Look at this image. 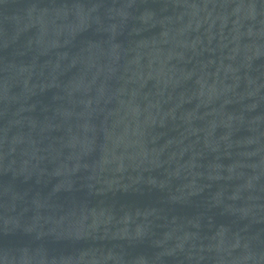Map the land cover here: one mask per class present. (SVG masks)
Masks as SVG:
<instances>
[{"label": "water", "instance_id": "water-1", "mask_svg": "<svg viewBox=\"0 0 264 264\" xmlns=\"http://www.w3.org/2000/svg\"><path fill=\"white\" fill-rule=\"evenodd\" d=\"M222 0H0V168Z\"/></svg>", "mask_w": 264, "mask_h": 264}]
</instances>
